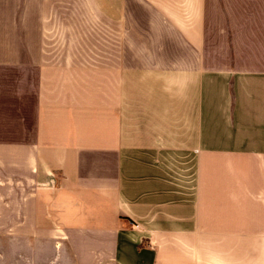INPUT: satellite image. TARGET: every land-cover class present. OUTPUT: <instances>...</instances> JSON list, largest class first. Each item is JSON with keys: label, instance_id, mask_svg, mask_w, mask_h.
I'll return each mask as SVG.
<instances>
[{"label": "crops", "instance_id": "crops-1", "mask_svg": "<svg viewBox=\"0 0 264 264\" xmlns=\"http://www.w3.org/2000/svg\"><path fill=\"white\" fill-rule=\"evenodd\" d=\"M44 10L0 0V233L55 264H264V0L100 3L96 60L50 48ZM137 72L175 91L150 152Z\"/></svg>", "mask_w": 264, "mask_h": 264}, {"label": "rangeland", "instance_id": "rangeland-1", "mask_svg": "<svg viewBox=\"0 0 264 264\" xmlns=\"http://www.w3.org/2000/svg\"><path fill=\"white\" fill-rule=\"evenodd\" d=\"M25 1H42L44 3V12L47 16L46 24H48L46 37L50 48L90 51L93 60H96L100 51L106 47V42H103L100 37L102 28V21L99 19L100 3H109L114 0ZM148 74L149 72L135 73L136 78L132 83L129 82L127 87L128 105L125 116L128 118L126 127L128 132L126 138L129 135L127 149L130 152L138 148L145 150L143 152H150L157 149L158 146L163 148L164 145L177 141L175 138L158 137V134L163 133V127L158 128L160 125L157 122L158 115L163 117L162 107L166 104V97H172V101H175V94H173L175 91L149 89V86L153 87L156 84L155 81L149 83L153 75ZM161 102L164 103L161 104ZM169 110L171 115L176 112L174 107ZM172 124L176 125V123L171 122L170 125L172 129H175ZM131 130H134L135 138H131L133 135ZM29 245V240L26 238H15L9 234L0 233V264H55V262H47V259L50 258L49 252H52L49 251L47 244L42 251L24 248ZM56 264L58 263L56 262ZM61 264H65V262Z\"/></svg>", "mask_w": 264, "mask_h": 264}]
</instances>
